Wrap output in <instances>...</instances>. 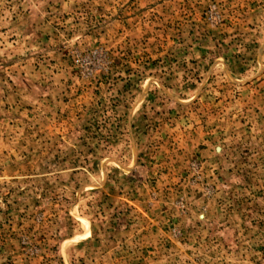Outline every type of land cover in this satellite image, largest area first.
<instances>
[{"label":"rangeland","instance_id":"rangeland-1","mask_svg":"<svg viewBox=\"0 0 264 264\" xmlns=\"http://www.w3.org/2000/svg\"><path fill=\"white\" fill-rule=\"evenodd\" d=\"M0 264H264V0H0Z\"/></svg>","mask_w":264,"mask_h":264}]
</instances>
